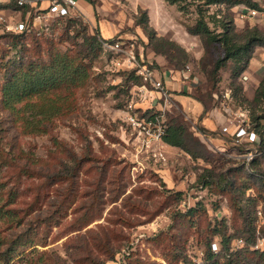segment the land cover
<instances>
[{
	"label": "rangeland",
	"instance_id": "rangeland-1",
	"mask_svg": "<svg viewBox=\"0 0 264 264\" xmlns=\"http://www.w3.org/2000/svg\"><path fill=\"white\" fill-rule=\"evenodd\" d=\"M206 1L187 0L182 13L163 0H79L82 16L71 29L59 19L38 28L41 42L60 50L71 48L75 28L122 42L163 79L169 96L150 84L139 96L129 73L113 62L116 54L101 52L95 78L76 94V109L48 123L45 132L24 130L0 97V253L18 244L0 264H130L132 257L151 264H186L182 257L205 263L208 242L222 246L213 236L222 221L233 242L250 237L242 218L255 228L253 250L264 251V154L256 158L262 179L250 178L242 168L243 150L257 148L228 135L241 123L251 125L249 112L230 100L234 64L214 73L221 47L185 27L203 11L211 29L222 31L226 6ZM231 12L237 32L253 25ZM143 13L156 39L141 23ZM25 44L34 48L30 38L0 35V86L7 61ZM247 74L238 83L251 97ZM134 112L158 116L163 128L173 119L183 124L187 149L141 133L129 121ZM250 166L245 168L253 173ZM224 188L229 193H221ZM91 205L97 209L86 217ZM21 235L29 240L19 244Z\"/></svg>",
	"mask_w": 264,
	"mask_h": 264
},
{
	"label": "trees",
	"instance_id": "trees-1",
	"mask_svg": "<svg viewBox=\"0 0 264 264\" xmlns=\"http://www.w3.org/2000/svg\"><path fill=\"white\" fill-rule=\"evenodd\" d=\"M163 1L169 5L178 6L182 13L186 11L187 0ZM206 4L208 6H226L227 12L224 14L223 22H221L222 31L215 33L211 29L210 23L212 21L207 20L203 11H199V18L194 26L185 25V27L189 34L199 36L203 42L218 44L221 47L222 58L217 62L214 73L222 69L228 61L233 62L230 100L249 112L251 128L258 135V140L252 146L264 154V78L251 97L247 95L245 88L238 83L240 78H244L243 74L250 67L257 49H264V30L258 24H253L241 33L237 32L235 19L231 12L233 11L237 16L238 7L241 5L251 9H261V7L255 0H207ZM77 19L65 17L59 20H67V29H71L72 24ZM149 21L147 13H143L141 23L145 26L147 33L150 34V38L156 39L157 31L150 28ZM75 32L73 38H68L71 48L66 50L58 49L56 43L49 40L42 43L41 38L38 37V31H35L32 26L19 34L10 33L15 39L30 38L34 48L31 49L25 44L23 52H18L16 58L7 61L3 83L0 86L1 104L4 110L23 122L24 130H28L29 133L45 132L48 123L56 118L69 116L76 109L77 92L81 89L84 90L95 78L94 64L100 53L105 52L102 43L104 40L99 38L97 34L88 36L84 31H79L77 28H75ZM65 36L68 35L65 33L62 37ZM81 36L82 42L78 43L77 39ZM158 39L164 41L163 38ZM164 42L175 45L173 42ZM15 45L17 47V43ZM124 72L129 73L128 79L134 80L135 88L144 83L142 77L137 76L135 71L125 70ZM214 79L215 74H212L211 81ZM27 113L30 116H27ZM153 117L154 115L150 118ZM200 131L204 135L211 133L207 128H200ZM232 133L230 132L228 135L236 143L246 147V144L239 142ZM162 140L169 146L186 150L188 131L183 124L175 122L173 119L167 124ZM246 152L247 149H244L243 154ZM256 158L250 163L251 166L248 165L252 168L253 173L246 170V161L242 162V168L245 169L250 178H252L251 176L261 178L263 173L256 170L258 159ZM262 184L264 185V182ZM205 185H210V183L206 182ZM249 188V185L243 186L242 194H245ZM221 193L226 194L229 191L224 188ZM96 209L97 207L91 205L86 217L94 214ZM50 218L54 217L51 216ZM242 219L243 232L248 233L250 237L246 241L238 239L233 242V237L227 232L226 223L222 221L221 230H214L213 232L214 237H221L222 246L218 252H214L211 241L208 242L209 248L204 259L205 264H221L222 253L225 254L222 256L225 259L223 264H264V251L253 250L252 247L255 242V228L246 218ZM28 240V236L21 235L17 242L22 244ZM239 241H242L243 245H238L237 248L236 243ZM10 248L2 254L0 253V260L9 261V258H12V256H8L10 250L17 251L18 244L13 243ZM132 258H128L132 261L130 264H151L141 262L138 259L132 260ZM182 258L186 264H197L187 260V258Z\"/></svg>",
	"mask_w": 264,
	"mask_h": 264
},
{
	"label": "built area",
	"instance_id": "built-area-1",
	"mask_svg": "<svg viewBox=\"0 0 264 264\" xmlns=\"http://www.w3.org/2000/svg\"><path fill=\"white\" fill-rule=\"evenodd\" d=\"M255 1L260 5L261 9H251L241 5L238 7L237 17L241 20H253L264 17V0ZM81 16L79 0H0V35L6 33L19 34L27 30L29 26L39 31L38 28L43 29L51 19L80 18ZM102 43L105 53L116 54L113 62L118 69L135 71L137 76L142 77L144 83L136 86V93L139 96L149 90L147 85L150 84L162 94V97L168 98L169 90L165 87L163 79L156 78V74L149 64H140L131 48L125 47L120 41L104 40ZM129 107L133 109V105ZM128 118L131 124L140 129L141 133L146 134L151 139L162 140L166 128L158 125L160 122L158 116L150 119L144 116L140 118L134 112L129 114ZM153 126L154 128H152ZM224 130L226 132L229 131V127H225ZM232 134L246 146H252L258 140L256 131L251 128V125L246 123L239 124ZM259 154L260 152L257 149H247L243 158L249 165ZM238 243L243 245L242 241ZM212 250L217 252L218 245L213 244ZM198 264L205 263L201 261Z\"/></svg>",
	"mask_w": 264,
	"mask_h": 264
},
{
	"label": "crops",
	"instance_id": "crops-1",
	"mask_svg": "<svg viewBox=\"0 0 264 264\" xmlns=\"http://www.w3.org/2000/svg\"><path fill=\"white\" fill-rule=\"evenodd\" d=\"M249 21L250 24H258L264 28V17H259L253 20H245ZM244 22V21H243ZM261 28V27H260ZM255 60V64L252 65V62ZM248 74L246 79L250 81L249 85L252 88V95L264 78V49L258 48L255 57L251 60L250 67L246 71ZM173 84V82H172Z\"/></svg>",
	"mask_w": 264,
	"mask_h": 264
}]
</instances>
